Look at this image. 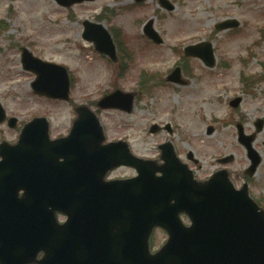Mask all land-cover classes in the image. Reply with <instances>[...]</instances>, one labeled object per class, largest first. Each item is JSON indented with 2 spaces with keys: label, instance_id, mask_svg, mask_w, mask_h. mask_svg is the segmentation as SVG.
I'll use <instances>...</instances> for the list:
<instances>
[{
  "label": "rangeland",
  "instance_id": "374dc122",
  "mask_svg": "<svg viewBox=\"0 0 264 264\" xmlns=\"http://www.w3.org/2000/svg\"><path fill=\"white\" fill-rule=\"evenodd\" d=\"M174 2L175 10L167 13L158 9L157 0L129 9L130 0H95L72 10L60 7L54 0H0V24L6 27L0 28V104L6 114L17 116L18 125L32 116H48L52 137L66 134L74 117L72 103L33 94L34 75L23 70L20 50L15 47L26 46L38 58L69 69L73 79L70 100L75 104L93 103L91 107L98 112L109 141L125 137L135 156L157 158L156 146L170 140L180 159L200 179L222 167L220 158L232 156L227 167L236 185H241L235 174L242 173L249 160L237 141L235 124L239 122L248 135L254 133L256 119L264 121V78L254 81L264 74V40L260 35L264 28V0ZM102 8L116 12L112 19L103 22L107 29L116 26L126 33L131 61L122 57L124 69L81 38V21L88 18L102 22L96 19ZM151 17L163 35L161 46L151 45L140 31ZM229 17L239 21L237 29H213L216 22ZM210 35L217 65L207 69L198 59L186 58L181 63L189 68L184 71L181 66V73L187 85L166 81L168 73L183 58L185 45L208 40ZM114 89L135 93L131 113L96 107L95 102ZM234 98L240 99L236 108L228 104ZM153 125L162 130L151 134L149 128ZM0 127L5 131L3 136L15 137L6 125ZM263 144L264 127L252 145L262 162L251 179L252 196L262 205ZM187 153L192 154L194 164L186 160ZM131 175L133 170L125 167L116 169L110 177ZM164 239V234L157 232L154 248Z\"/></svg>",
  "mask_w": 264,
  "mask_h": 264
},
{
  "label": "water",
  "instance_id": "95a60500",
  "mask_svg": "<svg viewBox=\"0 0 264 264\" xmlns=\"http://www.w3.org/2000/svg\"><path fill=\"white\" fill-rule=\"evenodd\" d=\"M56 1L63 6H69L75 4V2H83L85 0ZM161 3L166 9L172 10V6L168 4L167 0H161L160 4ZM152 22L153 21L151 20L146 24L144 32L150 39L157 40V34L151 28ZM83 24L85 28L83 33L84 38L92 41L98 52L108 55L115 62L117 58L115 55L114 44L112 43L110 34L106 32L104 26L98 23H90L87 20L83 22ZM226 26L222 24V27ZM185 52L187 55L199 56L203 62L210 67L214 65L213 51L211 50V45L208 43L188 46L185 49ZM21 59L25 69L31 70L37 74L35 82L32 84L33 91L53 99L58 98L68 100L69 79L67 78L64 68L57 64L44 63L37 58H32L31 54L26 49L23 50ZM168 80L174 83H182L178 69L168 77ZM133 96V94L121 93L116 90L110 95L102 97L101 101L97 103V106L99 108L114 107L130 112L133 109ZM238 102L239 100L236 99L231 101L230 104L232 106H237ZM74 110L77 117L72 121L70 136L73 134L72 132L75 133L76 131L83 129L80 127L81 124H91L90 130L92 128V130L96 132V143L91 144L86 141L87 144L79 147L75 154H73V146L70 148L67 147L63 150L66 154L64 157L58 153H53L54 149H56L54 146L61 142L60 139V141L56 140L49 142L51 144L49 146H52L53 148L49 149L47 145L46 149H49L50 151H46L43 146L37 145L38 142L42 143L39 140L34 141L36 147H32V149L38 150L36 156L40 155L44 157L41 161L42 165H39L49 168L48 174L51 177L49 183L52 179H54V183H56V188L51 196L52 201L48 203L49 205L55 203L53 210L50 213V221L46 220L43 214L38 215L41 219L38 220L39 223L37 226L49 228L53 225V228L62 230L63 226L60 227L55 223L54 214L57 211L68 213L67 206L69 202L66 198V188H64V182L66 179L65 175L77 184L80 188V194L84 192L83 194L87 195L94 186L90 185L89 188L84 189L85 183L82 182V167L79 165L80 158H82V156H92V154H97L100 156L101 164L106 165L102 171L100 180L97 182V185H99L97 186L99 197L96 198V200L101 203L105 201H116L117 198L121 200L123 197L118 194L117 191L123 192L126 189H129L131 191L133 205H130L129 201H127L126 206L128 213H130V207L136 206L138 224L141 225L143 222L150 223L146 226L144 232H141L140 234L143 248L142 259H144V264L153 261H163L164 264H174L173 259L180 260L184 258L199 257V247L197 245L193 246V243L195 242L194 244H196L197 242V232L200 234L204 219H206L208 224L213 228L220 226V235L218 237H223L224 240L221 243L215 242L214 247H227L228 250L232 252L233 258L230 259L227 264H250L252 261H255V264L260 261H262L261 263H264V210H258V206L249 198L247 184H244L240 189H235L233 183L229 179V171L226 169L217 171L205 181L197 182L193 180L192 173L176 158L175 151L170 143L159 146V150H161L159 158L166 161L165 164H157L152 160H144L134 157L128 151L126 143L123 151H119V145L114 142L113 144L102 145L104 133L101 129L100 120H98L97 115L92 110H89L88 106L85 104L75 107ZM4 117L5 115L0 109V121H2ZM12 122H14V120L10 121V125ZM254 124L256 125V132H259L263 126L262 121L257 120ZM37 128H41L42 132L48 137L49 123H47L46 119L43 117H37L26 123L23 128L24 133L22 134V137L29 136L28 129ZM150 129V132H156L159 130V127H152ZM254 134L250 136L244 135L242 129L239 127L238 140L243 146H246L248 151L247 156L251 160V165L246 171L249 176L255 172L257 168L256 166L260 162L258 154L251 146L255 137ZM70 136L65 140H69ZM19 146H21V144H19ZM114 148L116 149V153H118H115L116 156L114 154L113 157H110L109 150H113ZM31 152L32 151L28 153L30 154ZM41 152H48L49 155H44ZM81 153L85 155L81 156ZM122 153L123 156H121ZM51 155H53V161L45 159L49 158ZM73 156L77 162V168L73 167L72 163L69 161L58 162L60 157L71 160ZM231 159V157H227L226 159H223V162H229ZM120 164L133 166L139 175L136 178L126 179L125 181L115 180L103 183V178L106 173ZM158 172H160L161 175L157 176L156 174ZM33 185V182L29 183V186ZM29 186H24V188H28ZM107 187L113 191V195L104 198L103 192ZM30 201H34L32 196L29 198L24 196V199L19 202L25 206V209H30L33 205ZM15 207L16 204L11 208ZM182 211H186L187 214L189 213L193 227L187 231L189 237V239L186 240L187 247L177 250L173 245L179 238L176 234L178 228L173 225L171 221L177 220L179 213H182ZM25 219L26 218H23L22 220V225L24 227L26 226L25 228L35 226V222L27 221ZM155 225L167 227L169 229L170 239L160 252L150 258L147 253V243L150 232ZM9 231L11 232V226H9ZM210 234L214 237L217 235L214 232H211ZM50 249L51 246L45 248L42 247L37 250V252L40 251L45 253L43 260L40 262L36 261L33 254H22L23 249L21 248L14 250L12 252L14 256L10 257L8 261L3 258L0 264H74V262L64 255V251H60V260L58 261L49 262L45 260L50 254ZM210 254L211 248L208 245L207 255ZM108 262L110 264L113 263L111 258H109ZM89 264H99L98 261H95V255L90 257Z\"/></svg>",
  "mask_w": 264,
  "mask_h": 264
},
{
  "label": "flooded vegetation",
  "instance_id": "af4514ba",
  "mask_svg": "<svg viewBox=\"0 0 264 264\" xmlns=\"http://www.w3.org/2000/svg\"><path fill=\"white\" fill-rule=\"evenodd\" d=\"M132 3H133V4H136V0H132ZM142 4H145V3H137V6H136V7H140ZM98 17H100V18H102V19H106L105 17H103V15H100V16H98Z\"/></svg>",
  "mask_w": 264,
  "mask_h": 264
}]
</instances>
